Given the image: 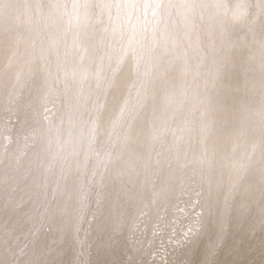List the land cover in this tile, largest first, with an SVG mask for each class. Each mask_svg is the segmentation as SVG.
I'll return each instance as SVG.
<instances>
[{"label": "clouds", "instance_id": "obj_1", "mask_svg": "<svg viewBox=\"0 0 264 264\" xmlns=\"http://www.w3.org/2000/svg\"><path fill=\"white\" fill-rule=\"evenodd\" d=\"M21 117L58 162L57 187L68 182L57 210L66 227L89 212L72 190L81 161L103 180L163 153L222 202L257 153L264 164V0H0V121ZM254 118L249 151L236 141ZM37 167L46 189L54 164ZM94 222L118 220L98 202Z\"/></svg>", "mask_w": 264, "mask_h": 264}, {"label": "rangeland", "instance_id": "obj_2", "mask_svg": "<svg viewBox=\"0 0 264 264\" xmlns=\"http://www.w3.org/2000/svg\"><path fill=\"white\" fill-rule=\"evenodd\" d=\"M260 22L253 26V51L260 48ZM226 88L225 95L231 92ZM53 112L47 113L55 119ZM31 121H0V253L7 264H264V164L253 163L231 195L222 202L207 179L182 170L166 154L92 177L91 162L81 161L72 190L89 206L79 228L66 227L58 207L67 181L44 145L36 143ZM254 118L236 143L259 141ZM54 164V177L44 189V168ZM116 217L106 229L89 224L97 204Z\"/></svg>", "mask_w": 264, "mask_h": 264}]
</instances>
